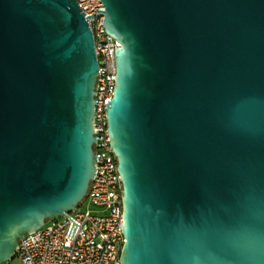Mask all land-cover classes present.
<instances>
[{
  "label": "water",
  "instance_id": "obj_1",
  "mask_svg": "<svg viewBox=\"0 0 264 264\" xmlns=\"http://www.w3.org/2000/svg\"><path fill=\"white\" fill-rule=\"evenodd\" d=\"M122 264H264V0H101ZM98 57L77 0H0V264L95 174Z\"/></svg>",
  "mask_w": 264,
  "mask_h": 264
},
{
  "label": "built area",
  "instance_id": "obj_2",
  "mask_svg": "<svg viewBox=\"0 0 264 264\" xmlns=\"http://www.w3.org/2000/svg\"><path fill=\"white\" fill-rule=\"evenodd\" d=\"M77 2L92 29L99 64L94 112L95 174L86 197L74 211L45 222L20 240L15 253L20 264H122L123 185L106 115L115 90L116 51L121 43L106 31L101 0ZM85 203L86 209H81Z\"/></svg>",
  "mask_w": 264,
  "mask_h": 264
},
{
  "label": "rangeland",
  "instance_id": "obj_3",
  "mask_svg": "<svg viewBox=\"0 0 264 264\" xmlns=\"http://www.w3.org/2000/svg\"><path fill=\"white\" fill-rule=\"evenodd\" d=\"M81 209H86V203L81 206ZM8 264H20V261L14 257Z\"/></svg>",
  "mask_w": 264,
  "mask_h": 264
}]
</instances>
